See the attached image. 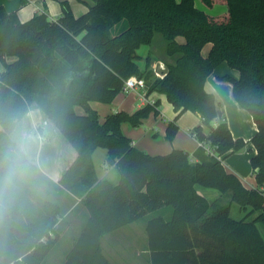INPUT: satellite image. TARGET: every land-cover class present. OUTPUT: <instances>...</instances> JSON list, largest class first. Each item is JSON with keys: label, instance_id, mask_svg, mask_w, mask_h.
<instances>
[{"label": "trees", "instance_id": "1", "mask_svg": "<svg viewBox=\"0 0 264 264\" xmlns=\"http://www.w3.org/2000/svg\"><path fill=\"white\" fill-rule=\"evenodd\" d=\"M58 1L62 14L53 20L39 12L21 21L0 4V125L7 129L35 104L78 152L59 181H48L45 198L14 209L0 223V264H46L64 228L63 207L53 199L60 189L80 197L88 211L63 264H114L103 251V235L138 219H146L151 264H264V0H218L227 5L218 14L196 0H93L79 15L69 0ZM201 1L213 8L217 0ZM157 32L174 58L162 76L149 56L144 67L139 64L138 50L152 45ZM224 61L239 76L219 79L232 83L234 99L257 125L248 140L256 149L253 188L224 165L248 141L234 137L226 120L214 123L219 102L206 88ZM131 75L144 78L147 95L164 93L173 104L168 139L186 110L202 118L192 133L203 145L193 155L181 148L152 154L123 132V122L139 126L150 112L158 114L159 99L100 121L90 100L111 102ZM99 146L107 148L118 182L97 177L93 151ZM198 185L221 195L211 200ZM234 204L240 216L232 215Z\"/></svg>", "mask_w": 264, "mask_h": 264}, {"label": "crops", "instance_id": "2", "mask_svg": "<svg viewBox=\"0 0 264 264\" xmlns=\"http://www.w3.org/2000/svg\"><path fill=\"white\" fill-rule=\"evenodd\" d=\"M69 1L76 15L85 12L89 5L93 2V0H77L76 6L72 0ZM0 4H3L9 11L16 10L21 21H26L35 13L39 12H47L51 20L58 18L62 14V8L58 0H28L24 4L21 3V0H0ZM141 48L138 50L139 55H141ZM10 58L11 57H7L8 61H10ZM166 62H174V58L165 54V57L159 59L157 64L160 63L161 65H164L163 67H166ZM145 63L146 60L143 66L142 64H139L141 67H144ZM220 67L221 65L216 67L206 80L207 90L213 92L219 102L217 106V117L214 123L217 124L222 120H226L234 137H242L248 141L253 135V132L257 130V125L252 115L245 108L240 106L234 99L232 94V83L230 81L219 79L220 75H224L226 73L238 77L239 70L236 68H233L235 69L233 70L231 67L218 70ZM3 69L4 64L0 61V71ZM142 89L143 88H137L130 92L122 90L111 102L90 100V106L98 111L100 121H104L105 117L112 112L126 110L132 113L151 100L159 99L160 104L158 114H156L155 111H152L153 116L150 115L148 118L144 119L142 124L139 126H132L127 121L123 122V132L132 139L136 146L152 154H164L170 152L174 148L185 149L190 153H193L200 145V142L192 133V128L198 123H202V118L192 110H186L183 112L177 120V124L179 126L178 131L176 132L174 139L169 142L166 138V134L169 122L174 119L176 115V111L173 110L174 106L173 109H171L169 106H166L165 108V105H163L164 111H162L161 96H163V94L152 92L147 95L146 87L143 89L144 92ZM143 93H145V96ZM76 110L79 113L85 112L84 108L81 106H77ZM230 110H232L237 116V119H234L231 115H227L230 114ZM29 112L34 113L35 118L38 121L46 123L49 127L50 141L46 147V155L50 160V167L52 171L56 173L54 181H59L62 177V173L77 159L78 152L64 138L55 124L47 119L45 113L37 105H31L26 114ZM188 121H190V123H188ZM250 123L253 132L246 135L244 132ZM255 153V147L248 141L245 148L230 153L224 159L225 167L229 171L236 173L241 178L243 183L249 188L257 186L255 174L250 164V158ZM107 157L108 150L106 147L99 146L93 151V161L97 177L99 179L107 178L113 182H118L120 174L118 176V180H116L115 176L112 178L113 173L116 175L114 170L116 171L118 169L115 164L108 163ZM97 160L100 162L99 167L97 165ZM241 164H245V167H242ZM55 191L53 199L59 202L62 207L66 206L63 216L68 218L67 221L64 222V228L59 238L46 257V264L64 263L68 251L72 248L75 240L79 236L84 222L88 217V211L82 204L80 197H75L67 190L60 189ZM200 192L206 195L203 191L200 190ZM218 192L215 193L213 197H207L211 200L219 197L221 193ZM238 209L237 204H234L232 206V215L236 216ZM165 211L168 212V210ZM75 225L77 226V229L75 228ZM116 236H119V238L115 239ZM111 238L119 244L127 243L130 252L123 255L113 254L112 252L114 249L110 251L107 248V242L112 240ZM102 245L105 255L114 264H151L150 251L147 246L148 234L146 231V219L135 220L113 232L106 233L102 237Z\"/></svg>", "mask_w": 264, "mask_h": 264}, {"label": "clouds", "instance_id": "3", "mask_svg": "<svg viewBox=\"0 0 264 264\" xmlns=\"http://www.w3.org/2000/svg\"><path fill=\"white\" fill-rule=\"evenodd\" d=\"M50 131L29 112L0 125V223L14 209L43 199L48 181L56 178L46 155Z\"/></svg>", "mask_w": 264, "mask_h": 264}, {"label": "rangeland", "instance_id": "4", "mask_svg": "<svg viewBox=\"0 0 264 264\" xmlns=\"http://www.w3.org/2000/svg\"><path fill=\"white\" fill-rule=\"evenodd\" d=\"M73 2H74V5H76L77 6V0H72ZM87 1H90V0H87ZM196 4L199 6V7H201L202 9H204V10H206V11H208L209 13H211V14H218V13H221V12H223V11H225L226 9H227V5L225 4V3H223V2H221V1H216L215 2V4H214V6H213V8H209V7H207L205 4H203L202 3V1L201 0H196ZM180 40H184V37L183 36H180ZM166 44H167V41H166V39L164 38V36H163V34L162 33H160V32H157L156 33V36H155V39H154V42H153V44L152 45H144V46H142V48H141V51H140V53H141V55H140V57H139V63L140 64H142V66L144 65V62H145V60L147 59V57L149 56V58L151 59V66L155 69V67H156V64H157V62H159V59H162V57H165V54H167L166 53ZM210 49H211V43H207L204 47H203V49H202V54L203 55H207L208 53H209V51H210ZM14 59V57H11L9 60L11 61V60H13ZM8 60V59H7ZM221 65V67L218 69V70H222V69H226V67H228V68H230L231 66H229L228 64H227V62L226 61H224V63H222V64H220ZM162 66H164L163 64H162ZM217 67H219V65L217 66ZM223 67V68H222ZM232 68V67H231ZM233 69V68H232ZM233 70H235V69H233ZM226 71V70H225ZM157 74V73H156ZM139 89H141V88H139ZM143 90V89H142ZM143 92H144V90H143ZM145 93H143V95H144ZM160 94H163V96H161V109H162V111H164L163 110V105H165L164 107L166 108V106H169L171 109H173V105H172V103H171V101L166 97V96H164L165 94L164 93H160ZM223 103V102H222ZM174 110V109H173ZM224 111V110H223ZM100 113H102V112H100ZM152 113L153 112H150L147 116H145L144 118H143V120L144 119H146V118H148L150 115H152ZM101 115H103V114H101ZM227 115H231V117H233L234 119H237V116L233 113V111L232 110H230V114H227ZM153 116V115H152ZM224 116V115H223ZM143 120H142V122H143ZM173 120V119H172ZM178 120V119H177ZM188 123H190V121H188ZM142 124V123H141ZM140 124V125H141ZM198 124H200V123H198ZM197 124V125H198ZM197 125H195V126H197ZM194 126V127H195ZM193 127V128H194ZM248 128H246V130H245V134L247 135V134H249V133H252L253 132V129H252V127H251V123H250V125L249 126H247ZM193 128H192V130H193ZM255 132H253V134H254ZM167 138V137H166ZM168 139V138H167ZM174 139V138H173ZM172 139V140H173ZM172 140H170V139H168V141L169 142H171ZM47 151V150H46ZM168 153V152H167ZM164 154H166V153H164ZM192 155H193V153H191ZM99 160H97V165H98V167H99ZM251 164V163H250ZM241 166L242 167H245V164H241ZM114 172H115V174L116 175H114V173L112 174V178L115 176L116 177V180H118V176H119V172H118V170H114ZM199 186V188H200V190L201 191H203L204 193H206V196H208V197H213V195L215 194V193H217L219 190L218 189H216V188H209V187H204V186H202V185H198ZM218 190V191H217ZM219 193V192H218ZM66 208V206H63V209H62V221H67V218L68 217H66V216H63L64 215V213H65V209ZM236 215H238V216H240L241 215V213L238 211L237 213H236ZM74 226V225H73ZM75 228L77 229V226L75 225ZM74 228V229H75ZM262 232L264 233V225H262ZM119 238V236H116L115 237V239H118ZM112 239V238H111ZM107 248H108V250H110V251H112L113 249H114V251L112 252L113 254H120V255H123V254H126V253H129L130 252V250H129V247L127 246V243H121V244H119V243H117V242H115V240H110V241H108L107 242Z\"/></svg>", "mask_w": 264, "mask_h": 264}, {"label": "built area", "instance_id": "5", "mask_svg": "<svg viewBox=\"0 0 264 264\" xmlns=\"http://www.w3.org/2000/svg\"><path fill=\"white\" fill-rule=\"evenodd\" d=\"M157 75L162 76L163 74L157 72ZM145 87H146V85H145L144 78H141L137 75H131L130 77H128L125 80L123 90L125 92H130V91L135 90L137 88L145 89ZM150 102L155 103V100H151ZM200 145H203V143L200 142ZM204 146L208 149V151H210L211 153H214V149L211 148L209 145H204Z\"/></svg>", "mask_w": 264, "mask_h": 264}, {"label": "water", "instance_id": "6", "mask_svg": "<svg viewBox=\"0 0 264 264\" xmlns=\"http://www.w3.org/2000/svg\"><path fill=\"white\" fill-rule=\"evenodd\" d=\"M156 72L158 73H161V74H164L168 71V68L167 67H163L160 63H158L156 65V68H155Z\"/></svg>", "mask_w": 264, "mask_h": 264}]
</instances>
